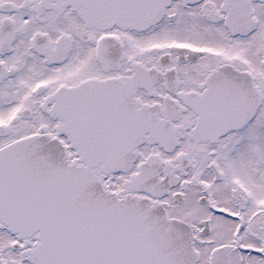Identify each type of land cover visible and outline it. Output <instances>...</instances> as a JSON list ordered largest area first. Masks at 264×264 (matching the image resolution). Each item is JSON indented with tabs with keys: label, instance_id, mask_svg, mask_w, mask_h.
Returning a JSON list of instances; mask_svg holds the SVG:
<instances>
[{
	"label": "snow or ice",
	"instance_id": "snow-or-ice-1",
	"mask_svg": "<svg viewBox=\"0 0 264 264\" xmlns=\"http://www.w3.org/2000/svg\"><path fill=\"white\" fill-rule=\"evenodd\" d=\"M0 264H264V0H0Z\"/></svg>",
	"mask_w": 264,
	"mask_h": 264
}]
</instances>
